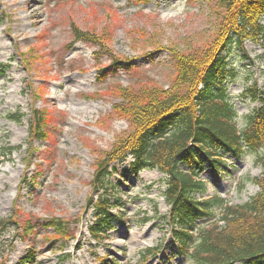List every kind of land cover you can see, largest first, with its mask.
Wrapping results in <instances>:
<instances>
[{"label": "rangeland", "instance_id": "obj_1", "mask_svg": "<svg viewBox=\"0 0 264 264\" xmlns=\"http://www.w3.org/2000/svg\"><path fill=\"white\" fill-rule=\"evenodd\" d=\"M215 1L0 0V220L13 224L0 237V264H19L29 253L27 264H98L106 256L116 264H193L169 246L161 173L127 172L130 157L112 164L108 194L120 199L112 213L122 221L99 241L88 231L98 197L91 186L103 154L130 130L115 111L123 103L115 92L168 88L174 78L168 49L192 50L211 38ZM226 56L234 70L227 94L241 128L257 104L240 94L253 83L264 90V44L231 46ZM35 112H44L43 140L29 136ZM227 158L225 172L200 175L204 198L242 205L257 194L250 180L262 171L254 154ZM55 219L67 224L66 238L46 226ZM146 250L156 256L144 263Z\"/></svg>", "mask_w": 264, "mask_h": 264}, {"label": "trees", "instance_id": "obj_2", "mask_svg": "<svg viewBox=\"0 0 264 264\" xmlns=\"http://www.w3.org/2000/svg\"><path fill=\"white\" fill-rule=\"evenodd\" d=\"M127 1L146 5L155 0ZM215 3L216 29L203 46L168 49L174 69L168 88L115 92L123 102L115 111L128 120L130 130L103 154L95 170L91 187L98 197L91 204L94 222L88 231L96 241L107 237L116 221H122L121 213H112L121 207V201L108 194L112 189L109 178L115 170L112 164L130 157L127 172L156 170L165 177L169 246H176L175 255L193 264H264V90L256 83L244 88L241 99L257 106L242 117L238 128V116L227 94L234 70L226 56L231 46L243 51L246 42L264 44V0ZM84 36L75 32L76 40ZM116 64L118 68L124 65L115 60ZM42 116L44 112L32 114L28 128L29 136L37 140L44 139ZM14 118L20 121L22 116H11ZM245 153L255 155L262 171L260 177L250 180L258 188L257 194L236 206L217 195L205 199L206 182L200 175L207 169L225 172L227 156L241 158ZM12 225L0 220V237ZM47 225L60 238L68 235L67 224L61 220H50ZM148 253L150 250L142 254V262L156 256ZM31 258L29 253L19 264H27ZM98 264H116V260L106 256Z\"/></svg>", "mask_w": 264, "mask_h": 264}, {"label": "bare ground", "instance_id": "obj_3", "mask_svg": "<svg viewBox=\"0 0 264 264\" xmlns=\"http://www.w3.org/2000/svg\"><path fill=\"white\" fill-rule=\"evenodd\" d=\"M32 10H33V9H32L31 7L27 8L25 14L28 13V14L31 15V13L33 12ZM26 17H27V15H26ZM38 22H39V21H36V24H38Z\"/></svg>", "mask_w": 264, "mask_h": 264}]
</instances>
